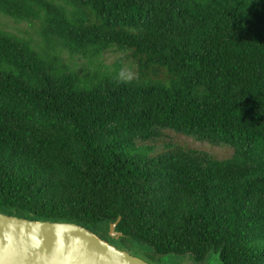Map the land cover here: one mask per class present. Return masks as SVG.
Here are the masks:
<instances>
[{"label":"trees","instance_id":"1","mask_svg":"<svg viewBox=\"0 0 264 264\" xmlns=\"http://www.w3.org/2000/svg\"><path fill=\"white\" fill-rule=\"evenodd\" d=\"M0 16L41 39L0 29V212L108 241L122 217L116 245L149 263L264 264V0H0ZM112 48L135 77L65 58ZM168 131L233 156L150 157Z\"/></svg>","mask_w":264,"mask_h":264},{"label":"water","instance_id":"2","mask_svg":"<svg viewBox=\"0 0 264 264\" xmlns=\"http://www.w3.org/2000/svg\"><path fill=\"white\" fill-rule=\"evenodd\" d=\"M121 220L110 225L108 241L77 223L0 212V264H151L116 245Z\"/></svg>","mask_w":264,"mask_h":264},{"label":"rangeland","instance_id":"3","mask_svg":"<svg viewBox=\"0 0 264 264\" xmlns=\"http://www.w3.org/2000/svg\"><path fill=\"white\" fill-rule=\"evenodd\" d=\"M0 29L12 32L23 37H30L40 42L38 36L39 24H30L27 22H16L11 18L0 16ZM65 58L69 59V63L74 67L80 75H86L95 71V67L99 64L102 66V71H113L117 66H120V72L124 77H135L138 71L137 64L129 51H123L118 48H112L107 51L101 58L95 59L93 63L86 57L78 56L70 59L68 52L65 53ZM169 144L176 148L182 147L190 150L194 149L201 152H206L218 160H226L233 156V149L224 145H214L208 142L198 141L192 137H187L177 134L174 131L165 132L163 138L155 142H148L141 145L143 150L150 156L155 157L164 151L171 150ZM109 235V233H108ZM134 247L138 252H144L147 248L134 243ZM141 256V255H140ZM143 257V256H141ZM144 258V257H143ZM151 264H195L192 256L178 257L170 256L161 261L152 262ZM204 264H222L220 255L212 253Z\"/></svg>","mask_w":264,"mask_h":264}]
</instances>
